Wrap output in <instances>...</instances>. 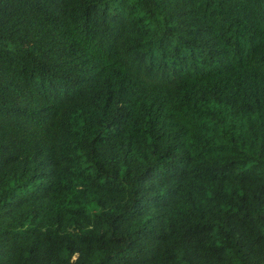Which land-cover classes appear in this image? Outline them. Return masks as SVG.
<instances>
[{
  "label": "trees",
  "instance_id": "1",
  "mask_svg": "<svg viewBox=\"0 0 264 264\" xmlns=\"http://www.w3.org/2000/svg\"><path fill=\"white\" fill-rule=\"evenodd\" d=\"M0 264H264V0H0Z\"/></svg>",
  "mask_w": 264,
  "mask_h": 264
},
{
  "label": "clouds",
  "instance_id": "2",
  "mask_svg": "<svg viewBox=\"0 0 264 264\" xmlns=\"http://www.w3.org/2000/svg\"><path fill=\"white\" fill-rule=\"evenodd\" d=\"M73 259H74V257H73Z\"/></svg>",
  "mask_w": 264,
  "mask_h": 264
}]
</instances>
